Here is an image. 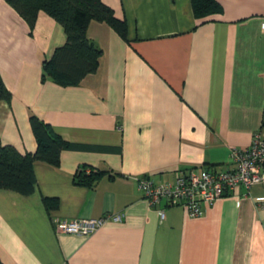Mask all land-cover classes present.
Segmentation results:
<instances>
[{
    "label": "crops",
    "instance_id": "0c3cea01",
    "mask_svg": "<svg viewBox=\"0 0 264 264\" xmlns=\"http://www.w3.org/2000/svg\"><path fill=\"white\" fill-rule=\"evenodd\" d=\"M101 1L124 20L125 40L91 20L98 67L63 86L40 79L62 27L43 11L29 27L0 0V79L10 93L0 100V142L33 152V114L83 146L62 149L57 166L33 162L30 194L0 188V263L264 264V182L197 217L160 201L162 219L136 186L143 176L163 183L190 168H228L232 148L264 134V0H215L220 12L198 18L191 0ZM80 165L106 174L77 185ZM103 214L120 219L86 235L58 230Z\"/></svg>",
    "mask_w": 264,
    "mask_h": 264
},
{
    "label": "trees",
    "instance_id": "16d2710c",
    "mask_svg": "<svg viewBox=\"0 0 264 264\" xmlns=\"http://www.w3.org/2000/svg\"><path fill=\"white\" fill-rule=\"evenodd\" d=\"M6 2L29 27L33 25L39 11L51 16L62 27L65 41L53 49L49 58L42 60L41 81L48 78L63 86L75 85L85 75L96 71L101 49L87 38L85 33L91 20L105 23L125 40L124 20L116 18L111 8L101 0H6ZM190 5L195 18L221 10L215 0H191ZM9 99L10 93L0 79V100L7 102ZM28 123L36 143L33 152L19 153L12 145L0 142V188L23 195L30 194L34 189L33 162L57 166L62 149L83 147L65 141L48 123L33 114L29 115ZM261 126L264 127V119ZM104 174L105 170L80 165L73 173L72 180L77 185L92 187ZM43 202L46 208H55L57 205L55 199L47 197L43 198Z\"/></svg>",
    "mask_w": 264,
    "mask_h": 264
},
{
    "label": "built area",
    "instance_id": "2783aa9c",
    "mask_svg": "<svg viewBox=\"0 0 264 264\" xmlns=\"http://www.w3.org/2000/svg\"><path fill=\"white\" fill-rule=\"evenodd\" d=\"M228 157V168H190L178 171L171 182L163 183H153L143 176L137 178L136 186L149 207L155 208L159 219L163 218V211L158 207L160 201L167 206H180L189 217H197L202 214V206L233 194L240 187L248 189L264 182V134L254 133L247 147L232 148ZM119 219L118 214H103L96 218L60 221L57 226L61 232L86 235L107 220Z\"/></svg>",
    "mask_w": 264,
    "mask_h": 264
}]
</instances>
